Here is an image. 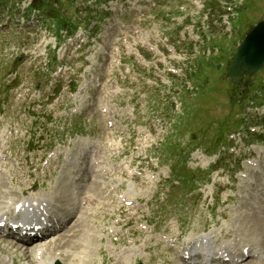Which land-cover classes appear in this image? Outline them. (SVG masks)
<instances>
[{
	"label": "rangeland",
	"instance_id": "1",
	"mask_svg": "<svg viewBox=\"0 0 264 264\" xmlns=\"http://www.w3.org/2000/svg\"><path fill=\"white\" fill-rule=\"evenodd\" d=\"M41 1H44L42 7L51 16L46 25L54 24L58 30L65 27L68 21H73V17H75L74 10H84L85 7L90 5L87 8L89 11L91 6H94L93 0H73V4L66 0L61 2L57 0L58 8L56 9L52 1ZM112 1L126 3V0H109V2ZM151 1L142 3L151 11L150 16L145 14L144 20L140 21L138 20L139 15L135 22L138 23V27L144 28L143 33L145 32L149 35L151 29L154 28L167 36L172 33V38H174L181 28L180 20L183 17V13L184 15L189 14L190 17L201 23L204 21L205 24L210 19L215 20L218 18V26H213L208 31L210 39L206 40V45H208L206 47L211 49L212 45H214L217 51L213 50L210 56L213 55L218 60L224 59L225 61L218 67L219 62L215 63L214 66H202L200 63H195V72L191 74L190 78H192V82L197 79L200 80L199 88L197 87L192 95H181V99L186 102V105L184 108L182 106L178 113L174 114L171 111V95H168L169 93H158L156 96L149 95L145 101H141L142 106L145 105L150 108V112L164 116L170 122L167 133L160 140L152 156L158 157L159 166L170 170L169 175L172 176V179L181 177L182 187H172L166 201H159L157 196H153V189L156 183H152L149 173L154 169V166L144 158H135L138 157L136 153L140 150V155L143 153V150L151 143V139L147 134L138 135L139 141L134 143L133 140H130L124 145L125 149L131 152L132 155L127 158L121 174L125 179L128 172L140 160V164L135 170L142 175H138L137 186L133 189V194L130 195L138 201H131L130 203L115 201L111 192L100 189L96 185L88 186L87 192L91 195L95 194L98 198L97 200H101L98 203L94 201V204L90 205V207L88 206V210L94 212L91 214L92 224L94 225L92 228L101 229V226H105L107 220H118L124 215H130L134 220L128 228H135L137 224L139 226V223L144 224L146 230H144L143 235H148L150 232L157 235L159 233L162 234V231H165L164 233L171 231L174 233L182 232L185 236H191L212 230L213 232L215 231L216 235H220L218 237L219 242H227L224 239V235L232 229L234 234H242L238 236V238H241L240 241H243L241 245L254 244L264 248V224L262 226L264 222V203L261 205V201H259L260 194L255 191L262 180L255 179L253 184L250 185L251 187L246 190L242 188V185L250 180L246 177L251 173L250 167H248V160L255 157L259 158L254 153L255 145L262 143L264 146V134H250L247 129V121L249 120L258 122L260 125L264 123V113L255 109V106L260 107L258 91L264 88V70L257 72L251 77L248 87L251 89L246 95L239 97L238 100L234 96L230 97L233 85L226 75V68L245 33L257 21L264 20V0H236L235 11L237 9L239 12L238 17L235 13L233 14L234 17L230 18L231 32L226 31L228 25L226 26L223 23L225 22V17H223V13L218 12L219 9L212 2H209L208 5L205 4L203 9L202 7L196 8L186 4L187 0H153L152 3ZM201 1L204 2V0ZM243 1H245L244 6ZM0 2H2L1 7H3L5 0H0ZM153 3L156 4L154 5ZM205 6L212 8V10H206ZM116 7L117 5L114 8ZM88 15H91L90 12H88ZM153 18H155L154 21H152ZM116 19L117 17L113 15L112 19L104 25V27L108 28L107 32L110 39H106L108 47L112 46L122 35L130 38L137 36L131 30L122 33L114 24ZM233 22H235L234 26ZM4 40L10 41L5 39L4 36L0 37L1 48L4 46L2 44ZM116 47H119V45L117 44ZM123 52L126 53V51ZM8 61H10L9 58ZM8 61L0 59V114L2 113L0 117V151L4 150L3 164H7L4 174L5 177L8 176L6 170L9 168H11V172L14 170L17 172L18 184L13 183L14 189H20L24 184H27L48 190L49 183L53 182L54 178L59 175L54 176L53 168L47 166L44 168L45 174L46 178L48 176L50 180L42 182L43 177L38 169L40 165V149L46 135L52 136V133L49 132L60 125L59 109L54 108L55 114H53V118H56L54 119L56 127L52 128V125H50L48 132H37V130L42 128L38 119L41 111L36 110L38 107H35V110L28 109L24 102H21L17 107H11V105L16 100L15 83H23L26 80L34 82L42 79L41 64L37 63L36 67L31 68L25 65L20 69L23 72L20 77L17 75L14 79L7 80L5 76L8 70L16 71L19 68V66L15 68ZM45 78L47 79L48 77L46 76ZM99 78L103 80L104 74L99 75ZM21 91L23 92V90ZM28 111L31 112L27 113ZM49 111H51V106L47 108L46 112L48 113ZM184 114H186L187 118H184ZM32 115L34 116L33 118H31ZM87 116L89 120L97 117L94 111H91ZM182 119L184 122L187 119L183 125L181 123ZM51 122L52 119H50ZM94 123H97V121H94ZM262 128H264V124ZM231 135H234V139H231ZM120 144L117 143V145ZM196 148L206 151L209 156L213 157L208 170L200 168L201 164L198 160L192 161V151ZM132 158H135V162L129 164ZM262 160L264 161V157ZM262 163L259 162L258 166L260 167ZM11 172L9 171V174H12ZM183 172L185 175L182 176ZM163 180H167V178L162 177L161 184H168ZM169 181L171 180H167V182ZM60 183L62 182L59 181V177L56 178L54 183H52V190H54V186ZM204 185H208V187L204 188ZM209 185L212 186L210 187ZM124 186L125 184L121 187ZM61 187L64 192L69 191L68 187L64 185ZM72 194L78 197L77 186L72 189ZM250 195H252V198H249ZM185 196L188 197L186 200H184ZM96 203L98 209L93 207ZM132 203L137 207H132ZM255 219H258V221H255ZM259 220L263 221L260 222ZM258 222H260V225L255 226V223ZM84 224H87L86 221L79 220L63 233L65 236L61 235L53 239L48 243L49 247L44 245L45 249L49 248L51 254L53 252L57 253V251L63 252L66 248L69 249L68 247H73L75 248L74 250L78 251L79 249L74 245L81 240L79 236L85 230ZM156 225L159 226L157 229H155ZM92 233L94 237L91 241L92 254L88 255L89 260L79 262L82 259L74 258L72 264H87L92 262L93 259V264H102L101 257L98 255L101 251L99 249L101 244L97 243L98 246L96 248L94 246L95 242H101V233L99 232L100 236H96V231L92 230ZM125 234L127 235L125 236L127 240V242H124L125 247H131L135 243L144 244L142 236H128L127 233ZM58 239H61L62 244L57 243ZM180 242L183 245L182 240ZM2 243H7L4 246L5 248L1 247ZM13 247L10 242L0 240L1 253L4 252L5 256L8 254L10 258L11 252H14L12 254L14 263L11 262V264H32L29 258H22L19 255L20 252L16 250L17 248ZM135 253L129 264H137L139 262L138 258L135 257ZM2 256L4 255L2 254ZM114 257L117 259V254ZM9 258L5 257L8 260L7 264L10 263ZM61 261L62 264L69 262L68 260ZM61 261L57 259L54 263L61 264ZM103 262V264L118 263L117 260L114 262L107 259ZM164 263L177 264L175 261L166 259ZM261 264H264V262Z\"/></svg>",
	"mask_w": 264,
	"mask_h": 264
},
{
	"label": "bare ground",
	"instance_id": "2",
	"mask_svg": "<svg viewBox=\"0 0 264 264\" xmlns=\"http://www.w3.org/2000/svg\"><path fill=\"white\" fill-rule=\"evenodd\" d=\"M253 166H254V168H257V169L260 168L258 166V163H256V162L253 163ZM10 176H12V174H10ZM61 186H62V183L54 186L53 187L54 190L52 191V193L56 197L58 196L60 198H63V195L66 192H64L62 190ZM22 194H23V192H22ZM99 194H101V193H99ZM15 196H16V193L12 189H8L6 187V180L1 178L0 179V211L3 214H8L11 216L15 212L18 214L22 213L25 216L26 213L31 209H37L38 207L40 208V206H41V210H42L45 207L50 206L52 204V200L50 198H47V197L42 198V196L38 192L33 190L31 187H30L29 191H27L25 194H23L21 196V198L16 199ZM76 198H77V196H74V199H76ZM18 202L20 204H18ZM87 202H89V205H91L92 203L94 204V201H87ZM11 205H12V209H11V211H9V206H11ZM245 216H247V215H245ZM255 221H258V219L257 220L255 219ZM262 221L263 220H261L260 222H262ZM260 222L255 223V226H259ZM263 224H264V222L262 223V226H263ZM86 228L87 229L82 231V233L79 236V238H81V240L79 242H76V244L74 245L76 248L79 249L78 251L74 250L75 248H73V247H68L69 249L64 248L65 250H63V252L57 251V253L53 252L51 254L49 252V248L45 249V246L43 244H41V245L39 244L38 246L35 247L34 251L26 249V250H23L22 252H20L19 255L22 258L23 257H26V259L29 258V260L31 261L32 264H35V263L36 264H52V263H54V261H57V259L68 260L69 262L67 264H72L74 258L82 259V261H79V262L88 261L89 260L88 255L92 254V248L90 246H91V241L93 240L94 234L92 233V230H91L88 223L86 224ZM63 235L65 236V234H63ZM157 237L161 238V236H159V235H157ZM58 241H57L58 244H62L61 239H58ZM191 241H192L191 239L185 241L184 242L185 245L183 248H186L187 246L190 247L196 241H202V246L204 248L209 249V250L212 249V236L208 233L200 235L192 243H191ZM162 243L164 246H166L165 241H163ZM232 245H233V241L229 242L226 245H221V246L229 247ZM244 247H246V246H243V249H244ZM243 249H242V253H243ZM16 250H18V248ZM136 250H139V248L137 249L136 245L134 246L132 251L121 249L117 253V262L120 264H129V261L133 255L132 252H135ZM11 253L13 254L14 252H11ZM12 254H11L10 258L8 257V254L6 257L9 258V262L14 263ZM138 255H141V253H138ZM83 260H85V261H83ZM2 263L7 264V262H5L4 260Z\"/></svg>",
	"mask_w": 264,
	"mask_h": 264
},
{
	"label": "water",
	"instance_id": "3",
	"mask_svg": "<svg viewBox=\"0 0 264 264\" xmlns=\"http://www.w3.org/2000/svg\"><path fill=\"white\" fill-rule=\"evenodd\" d=\"M264 64V21L258 22L248 31L237 47L235 56L227 68L233 83L239 84L243 77L246 86L249 77Z\"/></svg>",
	"mask_w": 264,
	"mask_h": 264
}]
</instances>
